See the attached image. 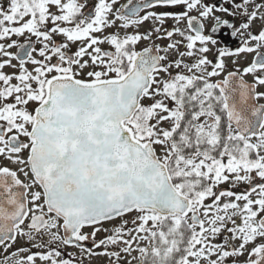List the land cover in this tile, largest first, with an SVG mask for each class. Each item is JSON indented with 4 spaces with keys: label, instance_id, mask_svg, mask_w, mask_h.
<instances>
[{
    "label": "snow or ice",
    "instance_id": "1",
    "mask_svg": "<svg viewBox=\"0 0 264 264\" xmlns=\"http://www.w3.org/2000/svg\"><path fill=\"white\" fill-rule=\"evenodd\" d=\"M0 264H264V0H0Z\"/></svg>",
    "mask_w": 264,
    "mask_h": 264
}]
</instances>
